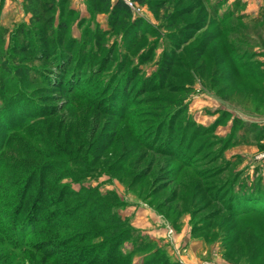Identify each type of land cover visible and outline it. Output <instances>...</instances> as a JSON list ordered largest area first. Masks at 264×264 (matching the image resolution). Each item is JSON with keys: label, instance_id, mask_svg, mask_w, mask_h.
<instances>
[{"label": "rangeland", "instance_id": "374dc122", "mask_svg": "<svg viewBox=\"0 0 264 264\" xmlns=\"http://www.w3.org/2000/svg\"><path fill=\"white\" fill-rule=\"evenodd\" d=\"M43 1L38 14L53 15V28L25 9L1 13L0 0V105L23 101L40 114L20 119L13 137L2 130L10 140L0 156L4 189L25 187L13 179L16 159L33 161L27 174L35 177L15 223L13 207L0 210V264L99 263L108 249L99 242L112 235L123 238L124 254L137 249L133 264L149 263L142 255L154 249L150 264H264V0H150L129 19H141L139 35L114 30L92 0H57L51 13ZM21 26L33 27L30 42L18 38ZM35 26L65 33L73 90L50 89L62 56L47 61L13 48L42 46ZM257 190V202L233 204ZM99 195L114 205L104 218L119 215L118 225L81 242L80 223ZM147 208L164 238L134 226ZM65 214L61 231L46 224Z\"/></svg>", "mask_w": 264, "mask_h": 264}, {"label": "trees", "instance_id": "16d2710c", "mask_svg": "<svg viewBox=\"0 0 264 264\" xmlns=\"http://www.w3.org/2000/svg\"><path fill=\"white\" fill-rule=\"evenodd\" d=\"M57 0H46L43 1V4L41 5L44 9V13H51L54 12L55 10V2ZM59 1H67V0H59ZM93 3L92 5H90V9L92 11H95L97 13H102V12H107L110 15V22L113 24V28L114 30L117 27H121L125 28V29H130L131 31L136 30L134 33L135 35H139L140 33V28L142 27L143 23L141 21V19H133L131 21H129L131 14L133 13L132 9L129 7V5L126 3L125 0H92ZM133 3H136L137 5L140 4L141 6L148 3L150 0H131ZM36 0H25V10L26 12H30L33 13L32 17H31V21H37V23H44V25L46 27H50L53 28L54 25V19H53V15H51V17L45 18L44 16L38 14L39 13V9L40 6L36 3ZM101 5L102 9L99 10L98 6ZM41 7V8H42ZM129 21V22H128ZM23 26V25H22ZM20 27L19 31L17 32V36L19 39L20 36H22L23 40H27L30 42V39L32 36H34V30L33 27ZM183 26L179 27L178 29H181ZM45 28V27H44ZM42 27H38L35 26L34 29H36L37 31H41L44 32L45 34L43 36H41L40 38L43 39V44L42 46L39 45L38 47H32L31 44H21V45H17L13 48L16 49V51L18 53H22V54H30V55H37L39 54V52H43L42 56H46L45 59H47V61L51 60L52 61V57L54 62H58L60 60V58H62L63 60L65 59V61L63 62V64L61 65V70L62 73L59 72V74L53 76L52 83L50 84L51 87L50 89H54L56 87L61 88L66 90L68 87H72L75 85L76 83V78L74 77V74L71 75L68 73V69L66 67L67 63L66 60L73 57L71 52L68 53V46H64L63 45V41H64V34L59 35V33L56 31H54V29H52V31H50L49 33L46 31V28L44 29ZM65 30L66 26L65 25H60L59 29ZM196 28V27H191ZM51 30V29H50ZM183 31V30H181ZM64 32V31H63ZM98 35V36H97ZM104 33H97L96 34V41H98V44L101 43L102 40H104ZM83 52V50H81V53ZM62 56V57H61ZM57 57H60L59 59ZM55 58V59H54ZM57 58V59H56ZM58 60V61H57ZM169 62V61H166ZM76 66H79L78 63ZM168 66V64L166 65ZM172 66H175L174 64ZM60 68V67H59ZM103 69H100L98 72H100ZM57 73V72H56ZM68 73V74H67ZM76 74V73H75ZM74 88V87H72ZM71 88V90H73ZM74 92V91H73ZM29 108V109H28ZM26 105H24L23 101H16L15 103L13 102H9L8 99H6L4 102H2V104L0 105V112H4L5 115L0 116V129H1V133H0V156L9 148L10 140H5L4 135L2 134V130L3 127L5 128V133L4 134H11V137H13L14 132L16 130H19L21 127V124L23 121L25 120H20L22 119L25 115V117L28 116H39V113H34L35 111H32L31 113L30 108ZM56 108V107H55ZM58 109V108H56ZM28 110V111H27ZM56 111V110H55ZM54 111V112H55ZM14 121L11 125H7L10 124L8 123V121ZM29 120V119H28ZM21 121V122H20ZM7 122V123H6ZM11 132V133H10ZM192 154L194 153H190L187 152L184 156L186 159H191L192 158ZM197 154V153H195ZM30 159L27 158H20V159H16L14 160L15 162L14 165H17L16 163L18 162L21 166L19 170L16 171L17 175L15 177H13L15 183L18 184H24L25 183V187L24 189H20L17 190L16 192L12 193L10 191H6L4 188L5 187V181L1 178L0 179V188H3V191H5V195L4 197H0V205L2 207H0V210H3L4 212L8 213L9 209H6V206H11V208H14V213L16 214H20L22 213L24 210V206H25V199L28 195V190L30 188L29 185H31L34 182V177L35 175L32 173H28L29 169L32 168L33 166V161H28ZM216 176V175H215ZM9 179V177H7ZM42 189H45V185L44 183L42 184V186H40ZM226 189L227 187H229L228 185L224 186ZM196 188L203 191V186H201L200 184L196 185ZM154 189V188H153ZM153 193V192H152ZM250 192H247L246 195H241L240 200H238V198H236L235 200H233V204L238 203V204H245V203H252V202H257L258 200V195L260 196L262 193L261 191L257 190L254 195H249ZM64 192H60V196H63ZM213 198V196L211 195V199ZM107 195H99L98 198L96 199V206L94 207V212L93 214H91V217H89V219H87L86 221H84V223H80V241L81 242H86L88 239V237H91L92 235H105V232L109 229H111L113 226H117L119 221L115 222L114 220H118L119 215H117L118 217H114V213L109 217V220H105L106 218H104L105 216V212L104 210L109 208H113L114 205H112V203L110 204L107 200ZM211 199H209L211 201ZM259 200L261 201L262 198H259ZM172 201V200H171ZM169 201V202H171ZM242 201V202H241ZM58 204H61L60 199L58 201H55ZM173 202V201H172ZM240 202V203H239ZM151 204L154 205L153 202H150ZM238 207H240V205H238ZM160 209V207H159ZM246 212V211H243ZM96 213V214H95ZM15 216V218H13V221L15 223V220H18L19 215ZM74 214V213H73ZM63 216V215H62ZM70 216V215H69ZM84 217V215H80V220ZM17 218V219H16ZM68 218V215H64L63 218H61V221H54L52 222V219H47V225H52L55 229V231H61L62 227L64 225H62V227L60 226V224L63 222H68L70 220H66ZM75 219V218H74ZM107 222L106 224H108V226L105 227H98L97 224L100 222ZM128 221V220H127ZM129 222V221H128ZM37 226L40 225L39 222L36 223ZM76 224L74 222L71 223V225L69 226V228L72 227H76ZM97 226V227H96ZM12 228H16V226H12ZM132 230H135L133 227H130ZM128 229L127 231L131 230ZM28 234V233H27ZM50 234V233H47ZM118 235H112L110 237H106L103 240H101L99 242V245H102L101 248H103V246L108 245V249L106 251V256L104 261H100L99 263L97 262L96 258L94 259H90L89 261H87V263H82V262H74L72 264H133L132 262L130 263V258L133 255V253L136 252L137 249H133L132 251H130L127 254H124L123 250L120 249L122 243H123V238L122 237H117ZM28 236H26L27 238ZM91 243H95L94 241H90ZM135 244V243H134ZM94 246H97L96 244H93ZM148 245V243H147ZM24 247V246H23ZM18 249V247H15ZM156 250V251H154ZM151 252H148L146 254L142 255L143 259H148L149 263H153L154 261H156L158 259V255H157V250L158 249H154ZM53 256V255H52ZM10 258V257H9ZM84 260V259H83ZM128 261V263H127ZM160 264H178V263H169L167 261H162Z\"/></svg>", "mask_w": 264, "mask_h": 264}, {"label": "crops", "instance_id": "0c3cea01", "mask_svg": "<svg viewBox=\"0 0 264 264\" xmlns=\"http://www.w3.org/2000/svg\"><path fill=\"white\" fill-rule=\"evenodd\" d=\"M25 9V0H3V7L1 13H26ZM29 13V12H27ZM141 211V210H140ZM145 215L140 213L141 218L143 220H139V222H143V224L138 225L134 220V226L138 229L146 230L147 233H152V235L156 238H164L167 235V229L164 228H156L158 224H154L157 221V216L153 213L150 208L144 209ZM137 220V219H136ZM159 227V226H158ZM153 228V229H152Z\"/></svg>", "mask_w": 264, "mask_h": 264}, {"label": "built area", "instance_id": "2783aa9c", "mask_svg": "<svg viewBox=\"0 0 264 264\" xmlns=\"http://www.w3.org/2000/svg\"><path fill=\"white\" fill-rule=\"evenodd\" d=\"M126 3L129 5V7L132 9L133 13H141L142 8L137 5L136 3H133L131 0H125Z\"/></svg>", "mask_w": 264, "mask_h": 264}]
</instances>
